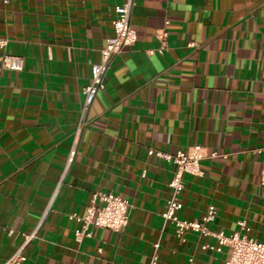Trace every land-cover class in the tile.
Masks as SVG:
<instances>
[{"label":"crops","instance_id":"obj_1","mask_svg":"<svg viewBox=\"0 0 264 264\" xmlns=\"http://www.w3.org/2000/svg\"><path fill=\"white\" fill-rule=\"evenodd\" d=\"M122 2L0 0V67L4 54L23 61L0 71V264L47 211ZM133 3L137 42L111 64L24 264H150L156 243L157 264H224L230 250L216 238L179 239L162 218L176 166L149 151L194 146L218 157L201 162V177H185L181 219L200 221L213 205L210 232L264 242V0ZM95 192L127 200L129 223L91 228L78 242L81 224L70 217H83Z\"/></svg>","mask_w":264,"mask_h":264},{"label":"built area","instance_id":"obj_2","mask_svg":"<svg viewBox=\"0 0 264 264\" xmlns=\"http://www.w3.org/2000/svg\"><path fill=\"white\" fill-rule=\"evenodd\" d=\"M4 5H8L10 0H2ZM122 4L116 8V18L113 22L114 35L107 40L105 48L101 52V60L92 67L91 82L83 90V107L80 119L73 132V143L68 154L63 175L60 183L53 194L46 213L40 220L36 230L25 237L24 243L16 250L15 254L4 264H24L27 261L26 250L29 244L35 240L41 229L46 214L50 210L55 197L58 194L60 186L64 182L71 166L75 162L78 148L81 142L83 132L87 126V114L94 103L98 93L104 89L105 76L113 63L127 48L133 47L137 42V36L131 28V12L133 0H122ZM167 32L162 31L158 34V40L161 43L159 53L165 50V41ZM8 41L0 38V49L5 50ZM23 68V61L18 57L4 54L1 57V70L20 71ZM264 151V149H263ZM150 155H155L160 159L172 162L176 166L174 175L168 185L169 198L166 203L162 218L165 223L172 224L175 227L176 236L181 239L188 231L196 232L202 236H213L217 239L219 246L228 247L229 257L224 264H264V242H259L250 238L247 234L236 232L231 235L221 233H212L208 229V224L212 223L217 217V208L209 206L200 221H189L181 219L180 213L183 208L182 193L185 189V177H201V162L218 157L216 152L208 153L201 146H194L186 151H181L175 156H167L160 152L149 151ZM145 175V174H144ZM261 185L264 187V163L261 175ZM129 202L112 193L95 192L93 193L91 204L83 217L71 216L70 219L76 220L81 224L80 229L75 232L78 242L91 234V228H104L115 232L121 231L129 223ZM243 229H246L245 223H240ZM248 231V230H247ZM158 243L154 244V254L150 264H157L159 260Z\"/></svg>","mask_w":264,"mask_h":264}]
</instances>
